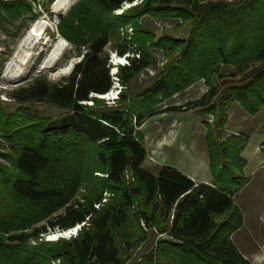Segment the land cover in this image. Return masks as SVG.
Instances as JSON below:
<instances>
[{"label": "trees", "instance_id": "trees-1", "mask_svg": "<svg viewBox=\"0 0 264 264\" xmlns=\"http://www.w3.org/2000/svg\"><path fill=\"white\" fill-rule=\"evenodd\" d=\"M132 1L77 0L58 15L59 34L80 59L60 81L36 78L13 95L46 100L62 113L46 118L22 104L13 112L0 109V134L10 141L3 154L8 163H0V264H122L146 238L141 223L165 237L136 264H252L231 238L243 221L233 194L248 181L240 154L247 136L233 133L217 142L208 128L212 180L196 182L171 165L148 171L137 127L146 116L176 107L154 109L159 95L198 78L208 91L187 107L219 110V127L233 100L249 113L264 107V0H140L113 12ZM1 2L12 17L30 7L23 0ZM144 14L180 17L187 38L161 76L137 94L141 99L121 91L117 101L127 106L101 108L95 94L114 83L108 47L127 56L116 72L123 85L152 62L153 34L139 22ZM125 24L133 28L129 38L120 34ZM221 63L233 65L239 77L215 103ZM105 190L112 195L95 207ZM82 222L75 235L44 236Z\"/></svg>", "mask_w": 264, "mask_h": 264}, {"label": "rangeland", "instance_id": "rangeland-1", "mask_svg": "<svg viewBox=\"0 0 264 264\" xmlns=\"http://www.w3.org/2000/svg\"><path fill=\"white\" fill-rule=\"evenodd\" d=\"M1 1L15 0H0V109L13 112L21 104L26 107L32 105L40 116L55 117L63 112L62 108L46 100L22 101L13 94L36 78L45 79L50 83L60 81L80 59L78 49L59 34L57 29L58 15L67 12L77 0L70 1L73 3L66 6L63 5L64 0H23L30 3L29 9L14 17L9 15ZM129 6L123 5L113 12L118 13ZM139 22L153 34L151 44L147 46L152 62L135 73L126 85L118 80L117 73L112 74L113 84L116 88L119 87L120 91L115 98L99 96L102 99L101 108L127 106L128 102L120 104L117 101L121 91L130 98L141 99L137 94L161 76L165 63L179 53L183 41L187 38L186 23L178 16L144 14L139 17ZM119 30L122 36H132L131 24H125ZM30 34L35 45L27 49L25 39ZM161 40L164 42L160 45ZM107 51L109 56L114 52L110 47ZM116 57L122 56L116 54ZM121 60L126 64L127 56ZM110 63L113 68L110 73L115 69L117 72L121 63ZM218 74L220 76L216 77V81L219 86L211 97V102L215 103L239 77L233 65L224 63L220 64ZM207 91L208 84L204 78H198L169 96H158V101L153 105L154 109L163 110L167 106H176V109L148 115L137 127L142 133V143L147 151L142 164L152 173H156L162 164L171 165L193 177L195 181L203 179L210 182L212 174L205 144L208 128L212 129L217 142L233 133L246 135L247 141L240 154L246 159L242 171L248 181L233 194L243 221L232 233L231 238L252 264H264V152L261 150V141L264 140V107H260L256 113H249L237 100H233L224 107L225 121L219 127V110L213 112L200 106L187 107L188 102L200 98ZM87 103L92 104V101L87 100ZM9 151V139L0 134V163H8V158L3 154ZM103 192H107L108 196L112 195V192L107 190ZM141 226L146 232V238L139 242L129 255H125L122 264H136L153 249L157 239L165 237L154 227H146L142 223ZM54 233L50 232L44 236L46 239H55L57 234ZM53 264H57V261Z\"/></svg>", "mask_w": 264, "mask_h": 264}, {"label": "built area", "instance_id": "built-area-1", "mask_svg": "<svg viewBox=\"0 0 264 264\" xmlns=\"http://www.w3.org/2000/svg\"><path fill=\"white\" fill-rule=\"evenodd\" d=\"M136 1L137 0H134L132 2H125L123 5L124 6H128V5H131V4L135 3ZM121 58L125 59L126 58V54H124V55H122V57H118V58L116 57V53L115 52L111 53V55H110V61L113 64H115L117 61H119V63L123 64L124 62L121 60ZM124 61H126V60H124ZM111 69H113V68H111ZM111 72H112V70H111ZM113 88H115V89L113 90ZM118 88L119 87L116 88V86L113 84L112 87L107 92H105L103 94H95V95H97V96L106 95V97H108V98H110V97L111 98H115L114 96L117 94ZM107 198H108L107 192H103L100 201L95 202L94 206L95 207H99L104 201L107 200ZM82 224H83V222L82 223H78L75 226L70 227V228H68L66 230H57V231H55V233L57 234V237L58 236H66V237H68L70 235H75ZM46 235H48V234H46ZM57 264H58V262H57Z\"/></svg>", "mask_w": 264, "mask_h": 264}, {"label": "bare ground", "instance_id": "bare-ground-1", "mask_svg": "<svg viewBox=\"0 0 264 264\" xmlns=\"http://www.w3.org/2000/svg\"><path fill=\"white\" fill-rule=\"evenodd\" d=\"M70 1H73V0H64L63 5L66 6V5H68L69 3H70V4L73 3V2H70ZM32 42H33V41H32V36H31V34H30V35H28L27 38L25 39V44L27 45V49H30V48H31V47H29V46L34 47L35 43L33 44ZM30 44H31V45H30ZM53 56H54V55H53ZM117 62H119V61H117ZM20 64H21V63L18 64V69H20ZM115 64H117V63H115ZM54 235H56V234L54 233ZM54 235H53V236H54Z\"/></svg>", "mask_w": 264, "mask_h": 264}, {"label": "crops", "instance_id": "crops-1", "mask_svg": "<svg viewBox=\"0 0 264 264\" xmlns=\"http://www.w3.org/2000/svg\"><path fill=\"white\" fill-rule=\"evenodd\" d=\"M189 177L195 181V179L193 177H191V176H189ZM199 181L208 182L207 180H203V179L202 180H198L196 182H199Z\"/></svg>", "mask_w": 264, "mask_h": 264}, {"label": "clouds", "instance_id": "clouds-1", "mask_svg": "<svg viewBox=\"0 0 264 264\" xmlns=\"http://www.w3.org/2000/svg\"><path fill=\"white\" fill-rule=\"evenodd\" d=\"M115 74L116 73V69H115V71L114 72H111V74ZM119 91H120V88H118V91H117V94H116V96L118 95V93H119Z\"/></svg>", "mask_w": 264, "mask_h": 264}]
</instances>
